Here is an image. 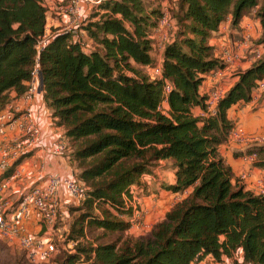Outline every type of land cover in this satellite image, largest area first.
<instances>
[{
    "label": "trees",
    "instance_id": "obj_1",
    "mask_svg": "<svg viewBox=\"0 0 264 264\" xmlns=\"http://www.w3.org/2000/svg\"><path fill=\"white\" fill-rule=\"evenodd\" d=\"M253 9L263 30L257 44L264 49V0H179L180 28L163 50L162 77L151 79L136 76L135 66L155 65L151 37L160 14L145 0L100 5L83 23L91 19L84 30L92 48L56 33L40 53L46 0H0V112L11 91L25 92L38 68L53 126L63 129L70 147L66 156L78 164V181L84 184L81 213L67 235L78 253L62 264H201L207 259L264 264V194L235 185L233 169L220 152L235 127L229 111L249 104L264 81V55L236 74L237 82L213 112L201 91L207 75L225 68L208 39L228 16L238 26ZM196 108L203 115H196ZM252 149L255 166L264 170V145ZM161 161L173 165L175 181L167 190L189 194L147 237L123 247L87 243L83 248L88 228L128 231L130 188ZM101 207L105 217L94 214Z\"/></svg>",
    "mask_w": 264,
    "mask_h": 264
},
{
    "label": "built area",
    "instance_id": "obj_2",
    "mask_svg": "<svg viewBox=\"0 0 264 264\" xmlns=\"http://www.w3.org/2000/svg\"><path fill=\"white\" fill-rule=\"evenodd\" d=\"M106 1L120 0L57 1L54 5V12L61 17H66L67 22L60 27L63 28L62 30H58L55 33L46 28L44 35L37 44V52L40 53L56 33H67L72 36L73 40H77L78 36L82 34L79 29L85 19L96 13L99 6ZM169 28L172 32L171 36L166 34ZM176 30V23L170 12L168 9L163 8L158 27L155 29L151 39L154 41L155 38L153 37L159 35L161 37L159 44L165 47L164 44L172 39ZM155 45H157V42ZM258 57L260 58L261 55L258 54ZM238 59L239 56L230 50H225L222 55V61L227 64L235 63ZM39 74L38 68H35L31 80L27 82L25 92L19 96L20 102L10 101L0 112V237L10 243L17 244L25 253L26 258L34 264L50 258L56 251V244L53 241L54 234L63 238L61 230L56 226L57 222L62 219L63 203L60 192L68 193L76 201H84L85 199L84 184L82 182L49 174L46 177V184L43 186L33 184L24 187L19 194L17 193L18 200L16 202L11 200L10 194L12 190L16 187V183L22 179V172L17 169L20 164L19 161L25 156L32 155L43 145V134L31 107V103L38 93ZM161 77V68L156 67L153 69L151 79ZM170 91L171 85L166 83L164 88L165 96H168ZM262 93L264 94V81L258 84L251 102L257 103ZM224 95L225 92L222 90H215L208 95L210 111H214V106L217 105ZM231 136L241 143L264 145V135L249 134L242 127L233 129ZM69 151L68 139L65 137L60 138L50 150L51 155L56 158L64 157ZM254 158H256L255 154L250 156V159ZM135 190L142 191L133 185L130 188L132 199L126 198V208H131L133 212L131 222L137 220L139 215V207L137 205L139 200ZM33 211L39 214L42 224L48 228L46 233L35 235L26 231L24 223ZM201 264L235 263L229 260L215 263L207 259Z\"/></svg>",
    "mask_w": 264,
    "mask_h": 264
},
{
    "label": "crops",
    "instance_id": "obj_3",
    "mask_svg": "<svg viewBox=\"0 0 264 264\" xmlns=\"http://www.w3.org/2000/svg\"><path fill=\"white\" fill-rule=\"evenodd\" d=\"M46 5L50 9V11L47 12L46 28L50 31L52 29H59L65 22H67V18L61 17L54 12V0H46ZM257 10L258 9H253L247 12L238 26H233L232 17L228 16L227 20L219 27V30L212 33L208 39V44L212 47L215 58L222 61V55L225 50H230L236 53L239 56V59L235 63L229 65L225 64L224 69H218L206 76L205 82L201 88V91L206 95H209L211 92L219 89L225 90L226 94L237 82L238 78L236 77V74L240 71L249 69L258 60V54H264L262 46L257 44V40L260 39L263 33L260 20L257 17ZM85 37H87L86 34ZM154 38L156 39L157 36ZM155 41L157 42V40ZM164 48L165 47H163V50ZM163 50H161V56L155 64V66L160 68H162ZM153 54L152 57L154 56ZM136 67L140 69L146 68L138 65H136ZM25 85H27V83H25ZM37 86L38 93L34 97L31 107L34 111L36 122L43 134V145L39 150L22 160L18 165L17 169L21 170L22 179L16 183V187L12 190L10 195H15V193L19 194L23 187H28L31 184H39L40 186H43L46 184V177L49 174L62 178H73L77 173L76 165L70 160V158H56L51 155V148L60 138L64 137V131L61 128H55L53 126L52 119L50 118L51 113L47 108L43 93L39 92L40 80H38ZM8 98L13 102H20L19 96L15 91H11L8 94ZM253 104V102H250L249 104L241 103L235 105L229 111V118L234 123L235 127L241 125L247 128L250 132L262 133L264 132V98L261 100L259 105H257V107L252 108ZM195 113L199 116L203 115L202 110L199 108L195 109ZM220 152L225 159L226 152L224 145L221 147ZM162 162L163 161H161V163ZM228 162H231L229 158ZM174 181L173 176L170 185L174 184ZM173 194L179 195V193ZM60 197L63 203L61 213V220H63L64 217L68 218L67 208H65V205H70L74 202L79 203V201L73 200V198L64 191L60 192ZM181 198L183 197L181 196L178 199ZM146 203H148L147 199ZM160 203L161 202L159 201L157 202V209L160 214L155 215L151 221L147 218V222L149 220L148 223L152 225H155L162 220L168 211L167 210L162 214V208L159 209ZM24 225L28 233L35 235L44 234L48 230V228L42 224L39 214L34 211L25 221Z\"/></svg>",
    "mask_w": 264,
    "mask_h": 264
},
{
    "label": "rangeland",
    "instance_id": "obj_4",
    "mask_svg": "<svg viewBox=\"0 0 264 264\" xmlns=\"http://www.w3.org/2000/svg\"><path fill=\"white\" fill-rule=\"evenodd\" d=\"M145 2L148 7H157L159 9L160 15L163 8L168 9L171 17L176 23L177 30H179L180 26L175 18L179 8V0H162L161 2L159 0H145ZM47 8L50 11L48 6ZM93 15L91 16V18L93 17ZM90 20L91 19L86 20L85 26L89 23ZM96 20L97 18L93 19V21ZM85 26L82 25L80 27L79 31L82 34L80 33L81 35L78 36L77 40H80L85 48L90 49L92 48L93 44L91 43V41H89V39H87V37H85L86 34L84 30ZM62 29L63 28L52 29L51 31L55 33L58 30H62ZM166 34L170 36L172 35L170 28L166 31ZM155 40H157V45H155L156 43ZM155 40L153 41V44L155 46L152 50V54L154 53L153 54L154 64L157 63L159 57L161 56V50H163L162 48L163 46L159 45L161 41V37L157 35V38ZM167 43H165L164 45L166 46ZM263 55L264 54L262 53L261 57ZM225 64L227 63H224V65ZM156 67L157 66L155 65L152 67H146L147 69L145 67H144L145 69H140L137 67L136 73L138 74H136V76L138 77L148 76L151 78L153 69H155ZM129 74L131 76H135V74H133L132 72H130ZM222 91L225 92V90ZM263 98H264V94L262 93L260 94L258 102L252 105V108L257 107V105H259V103ZM215 107L216 105L214 106V108ZM163 109L165 111L167 110V104L163 105ZM238 127H242L249 134L264 135V132L262 133L250 132L249 130H247V128L241 125L234 127V129ZM254 146H258V145L241 143L236 138H232L231 136L229 141L224 145L226 152L225 160L233 169L234 172L233 182L235 185H242L245 187L246 190L252 191L255 194H263L264 170L255 166V163L257 161L256 154H255L256 158L250 159V156L254 154V153L252 154V152H254V149H252ZM228 153H229V157H228ZM64 157H68V156L65 155ZM228 158L231 160L230 163L228 162ZM75 165L77 168V173L71 179L78 180L80 171L78 170L77 167L78 164L75 163ZM173 176H174L173 165L170 162L163 161L162 163L159 162L155 164L152 168L148 170V173L144 174L143 177H141L140 183L135 185L137 189L142 190V191L135 190L137 199L140 201L139 203H137L139 207V215L137 220H134V222H131V219L129 217H126L124 219L126 222L129 223L128 231L109 232V231L99 230L96 228H88L86 231L87 241L81 240V246L83 248H88L87 243L96 244V245L116 243L119 247H123L126 243H131L140 237H144V236L147 237L154 226L148 223L149 220L151 221L155 217V215L160 214V212H158L157 209L158 208L157 202L158 201L161 202L159 209L162 208V214H163V212H166L167 210L170 211L174 205H176L185 196L189 194V192L187 191L179 195H174L171 191L167 190V187L170 185ZM35 185L38 186L39 184H35ZM181 196L183 198L178 199ZM11 197H12L11 200L13 202H16L18 200V194L11 195ZM146 199L148 203H146ZM82 205L83 202L80 201L79 203L74 202L73 204L65 205V208H67L68 218L64 217V219L59 220L56 225L57 228L61 230L63 238H60L59 235H55L53 233L54 234L53 241H55L56 244V251L50 256V258L41 260L37 264H62L66 256L70 254L78 253V249L75 247L77 243L73 241L69 242L67 239V235L71 225L73 224L74 219L78 217L79 214L81 213L78 211V208H80ZM104 210H106L105 207L97 208L95 209L94 214L100 217H105ZM147 218L149 219L148 222H147ZM0 264H34V263H31L26 258L25 253L21 250V248L17 244L10 243L7 240H4L0 237Z\"/></svg>",
    "mask_w": 264,
    "mask_h": 264
},
{
    "label": "water",
    "instance_id": "obj_5",
    "mask_svg": "<svg viewBox=\"0 0 264 264\" xmlns=\"http://www.w3.org/2000/svg\"><path fill=\"white\" fill-rule=\"evenodd\" d=\"M39 80H40V88H39V92H42V86H43V83H42V77H41V74H39Z\"/></svg>",
    "mask_w": 264,
    "mask_h": 264
}]
</instances>
